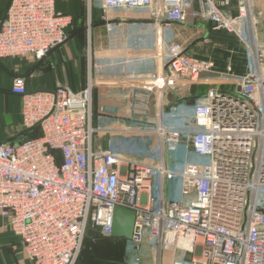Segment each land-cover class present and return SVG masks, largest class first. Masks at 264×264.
Returning a JSON list of instances; mask_svg holds the SVG:
<instances>
[{"label":"built area","instance_id":"obj_1","mask_svg":"<svg viewBox=\"0 0 264 264\" xmlns=\"http://www.w3.org/2000/svg\"><path fill=\"white\" fill-rule=\"evenodd\" d=\"M253 0H84L103 20L145 13L156 23L209 22L244 47L247 71L214 69L187 55L178 43L164 55V72H153L151 90L198 82L216 83L192 103L160 108L153 128L154 164L94 150V81L29 89L13 74L10 93L20 100L21 135L0 142V215L21 241L32 264H74L88 230L110 236L115 206L135 213L129 249L163 248L171 264H264V50L256 35ZM3 16H5L3 18ZM71 16L56 0H7L0 15V60H41L67 38ZM90 57V55H89ZM182 148L187 159L165 165L163 154ZM176 194L166 196V184Z\"/></svg>","mask_w":264,"mask_h":264},{"label":"crops","instance_id":"obj_2","mask_svg":"<svg viewBox=\"0 0 264 264\" xmlns=\"http://www.w3.org/2000/svg\"><path fill=\"white\" fill-rule=\"evenodd\" d=\"M56 9L71 16L67 40L43 59L36 60L23 75L29 89L48 90L63 84L79 90L91 74L95 83L94 150L112 149L125 158L154 164L158 151L153 128L158 123L160 108L167 109L172 103H179L177 97H193L194 100L216 83L215 77L206 73L198 82H179L172 87H164L160 78L156 86L148 90L150 75L157 72L162 76L164 72L162 64L170 44L178 43L185 54L213 62L217 71L224 72L227 67L234 74L247 71L244 47L234 36L215 30L207 21L189 17L184 24L156 23L145 13L138 12H131L128 18L106 21L96 5L88 11L84 0H56ZM231 12L236 13L235 0H232ZM252 13L256 35L264 50V0L252 1ZM235 42L241 48H236ZM10 59L13 58L2 61ZM12 76L13 73L10 80ZM9 86L0 87V142L17 141L25 136L20 134V100L10 93ZM187 158L181 147L163 154L169 168L180 166ZM175 194L174 185L168 182L166 196L171 198ZM86 237L97 242L94 241L97 237L88 234ZM106 240L116 246L122 244L123 248L114 259L100 264H126V239L110 235ZM92 250L102 258V251ZM140 252H145V264H155L149 246L143 245ZM0 264H32L22 251L20 238L4 227L1 215ZM81 264L87 263L82 261Z\"/></svg>","mask_w":264,"mask_h":264},{"label":"rangeland","instance_id":"obj_3","mask_svg":"<svg viewBox=\"0 0 264 264\" xmlns=\"http://www.w3.org/2000/svg\"><path fill=\"white\" fill-rule=\"evenodd\" d=\"M6 1L7 0H0L1 9L4 7ZM233 45H236V48H241V45L238 42H235ZM35 62L36 60H32L30 58L29 59L13 58V59L4 61L3 62L4 66L0 65V78L2 79L1 85H3L4 87H8L10 85V81H11L10 77L12 73L26 74L32 68ZM214 65L215 64H213V66ZM210 75H213L214 77H216L215 74L210 73ZM156 147H157V144H156ZM93 244L95 243L92 242L89 238L85 237L80 254L74 264H81L82 261L86 262L87 264H100L104 260H106V259L101 258L100 254H97L96 252L94 253V251L92 250L94 248ZM111 245H112L111 247H114L115 249L123 248L122 244H119L116 246L114 245V243H111ZM144 253L145 252L142 253L140 251L138 252V251L131 250L127 246V253H126V258L124 262L126 264H145L143 261V256L145 255ZM151 253L153 254L152 249H151ZM160 264H171L170 249H165V248L162 249Z\"/></svg>","mask_w":264,"mask_h":264},{"label":"water","instance_id":"obj_4","mask_svg":"<svg viewBox=\"0 0 264 264\" xmlns=\"http://www.w3.org/2000/svg\"><path fill=\"white\" fill-rule=\"evenodd\" d=\"M5 16H3L4 18ZM188 101L193 102V97L176 98V102ZM135 213L133 210L115 206L112 213V224H111V236L114 238L130 239L132 235L134 225ZM88 235L94 237L98 236V233L92 230H88Z\"/></svg>","mask_w":264,"mask_h":264},{"label":"trees","instance_id":"obj_5","mask_svg":"<svg viewBox=\"0 0 264 264\" xmlns=\"http://www.w3.org/2000/svg\"><path fill=\"white\" fill-rule=\"evenodd\" d=\"M81 1H83V0H81ZM5 6H6V3L2 9L0 8V15L4 11ZM78 10H79V8L77 9V11ZM0 65L4 66V63L2 60H0ZM13 74H15V73H13ZM1 83H2V79L0 78V87H1ZM24 133H25V135L29 134V136H34V135H37V130H36V128H32V129H30ZM107 237H110V236H101V235L97 236V238H94V241H97V242H94L95 244H93V246H94V249L96 248L97 250L102 251V258L103 259L111 260V259H114V257H116L117 255H119L121 249H115L114 247H111L112 245L109 243L108 240H106ZM90 239H92V238H90ZM97 246H98V248H97Z\"/></svg>","mask_w":264,"mask_h":264}]
</instances>
